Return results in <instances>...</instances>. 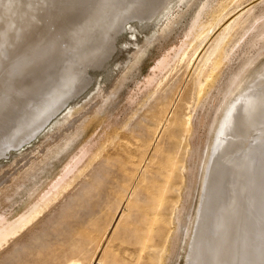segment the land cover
<instances>
[{
    "label": "rangeland",
    "instance_id": "374dc122",
    "mask_svg": "<svg viewBox=\"0 0 264 264\" xmlns=\"http://www.w3.org/2000/svg\"><path fill=\"white\" fill-rule=\"evenodd\" d=\"M36 1L21 0V11L31 8L32 14L18 12L20 20L14 25L23 30L25 43H37L34 47L48 54L42 52L38 65L34 63L26 73L33 76L23 77V93H29L34 83L38 88L33 79L41 80L42 74L40 87L54 77L64 79L57 69H65L61 61L76 45L85 43L80 34L91 28L88 24L93 25L94 17L92 22L90 18L98 7V0ZM173 5L156 21L129 22L108 61L99 69L88 68L85 91L59 111L36 138L0 156V214L14 220L47 192L73 156L82 148L90 150L72 186L0 250V264L186 263L216 131L242 81L264 63V40L254 48L248 45L264 23V0H175ZM199 14L201 23L214 25L202 44V40L195 43L194 47L201 45L199 56L177 65L172 56L189 41L187 33ZM243 14L227 40L225 64L207 83L204 56L226 27ZM75 29L80 30V37L70 39ZM52 40H56L52 45L55 49L58 44V52L53 50ZM167 53L173 62L169 58L171 65L161 74L155 67ZM154 75H159L156 82L163 79V83L148 87L147 81ZM200 82L208 87L204 92ZM32 90L30 94L37 89ZM25 93L23 98H28L22 100L21 96L20 102L31 99L32 108V94ZM45 98L46 92L33 111L30 109L32 114ZM14 115L10 113L11 118ZM7 119L1 124L11 123ZM0 138L4 147L6 140L2 134ZM13 141L15 137L9 140ZM95 154L98 159L79 176Z\"/></svg>",
    "mask_w": 264,
    "mask_h": 264
},
{
    "label": "bare ground",
    "instance_id": "6f19581e",
    "mask_svg": "<svg viewBox=\"0 0 264 264\" xmlns=\"http://www.w3.org/2000/svg\"><path fill=\"white\" fill-rule=\"evenodd\" d=\"M33 1L35 3L36 0ZM174 3L175 0H98V7L92 12L94 14L90 18V22H92V18L94 17L93 25L88 24L89 28L91 27L89 31L85 30L82 24V28L87 31L85 33L88 34L89 39L86 38L87 35L85 33L83 35L81 33L82 39H84L83 37L86 39L85 43L79 40L83 44L76 45L77 47L75 46L74 50H71V53H68L69 55L65 56L61 61L62 64L60 65L64 66L65 69L57 67L59 68L57 69L58 74H61L60 76L64 79L56 80L54 77L51 82L48 81L43 87L40 86H42L41 80L44 74H42L41 80H39L40 78L32 80L33 82L37 80L36 85L38 88L36 86L34 88V83L32 86L33 90L29 89V93L27 92L30 96L32 94H30V90L34 92L37 89V92L35 91L30 96L33 98V107L31 108V104H29L31 99L27 101L28 103L20 102L28 98V96L26 98L22 96L25 92L23 93L22 91L23 83L21 82H25L23 80L25 75L29 78L30 74H33L32 72L29 75L26 73L31 71L32 67L38 65L36 61L38 58L40 59L41 53L47 52V50L42 48V51H40L39 46V48H35L37 43H25V37L24 35L22 37L23 33L21 34L20 32L23 30H18V26L14 25L17 17L21 15L20 13L18 15V12H23L21 11L24 8L21 0H0V128L3 125L1 123L7 119L6 116L10 117V113L15 112V115L12 118L10 117V120L7 119L11 123H6L5 121V124L2 126L6 131L3 130L4 133H1L2 130L0 131L2 140L3 138L6 140L4 147L2 146V141L0 142V156H5L10 149L19 148L36 138L59 111L61 112L71 100L85 91L90 79L89 73H87L88 68L98 67L99 69L108 61L115 49L118 35H121V32L125 31V27L129 22L135 20L143 24L155 18L158 19L159 16L163 18L174 6ZM38 4L37 2V6H40ZM34 5L36 6V4ZM37 6L36 8H38ZM30 9L27 8L26 13L23 12L25 16L28 11H32ZM35 14L33 17L36 16ZM215 14L214 12V16ZM243 16L244 14L240 15L239 18L226 27L212 51L204 56L203 66L205 70H203L206 71L204 73L207 83L223 67L222 65L225 64L224 54L226 47L229 45L227 40L230 39L232 31L240 25ZM201 17L199 14L193 22L189 33H187L189 41H184L174 56H172L175 64H183L187 59L191 63L195 57L199 56L201 45L194 47L195 43L202 40L200 42L202 44L207 39L214 25L212 22H208L207 24L201 23ZM64 19L66 18L64 17ZM30 24L29 26H31ZM14 26L16 29H14ZM85 26L87 27V25ZM56 33L58 32L56 31ZM79 33L80 30L75 29L70 34L71 36L69 35L70 39L79 38ZM41 37H45L46 39L47 36L41 35ZM101 38L103 39L98 42L97 40ZM28 39H30L29 36ZM51 39H49V42ZM262 40H264V23L258 28L253 39L250 40L248 44L249 48L256 47ZM54 42L56 43V40L50 44L52 45ZM50 44L49 47L51 46ZM52 46L53 50H55L56 46L55 49L54 45ZM52 52H49V54L51 55ZM55 52L58 51L55 50ZM45 54H43L44 57L47 56ZM169 54L167 53V57L164 55L155 67V70L159 71V73L161 72V74L171 65L168 63V59L170 58L171 60V54ZM86 58H89V60L87 59L88 61H86ZM228 60L230 59L228 58ZM37 62H40V60ZM65 62L68 64H65ZM155 75L148 79L147 86H153L152 84L157 81V77L160 74L158 76ZM247 78V80L245 78L242 81L238 93L235 95L230 107L224 112L216 131L202 188L195 229L185 264H264V63ZM57 81L61 82L56 83ZM156 83L160 86L163 83V79ZM198 86L203 92L205 88H208L203 82H200ZM27 87L30 88L29 86ZM23 89H25L24 86ZM44 92H46L48 98H45L38 104L40 107L38 106L34 109L35 114H32V109L36 106L35 103H37V100ZM57 93L60 94L56 98ZM21 96L22 100L20 99ZM13 137H15V141L9 142ZM89 152V149L82 148L78 154L73 156L65 165L57 180L50 185L47 192H44L37 201L30 204L28 209L14 220H10L6 215L0 214V250L16 239L30 225L34 224L51 205L58 201L62 193L72 186L78 177L75 173L79 171L80 165L88 157ZM98 157L99 154H95L90 158L89 164L78 173L79 176ZM68 264L80 263L70 261Z\"/></svg>",
    "mask_w": 264,
    "mask_h": 264
}]
</instances>
